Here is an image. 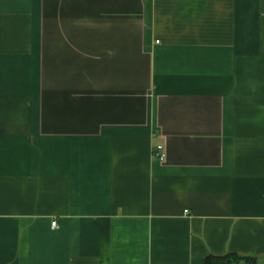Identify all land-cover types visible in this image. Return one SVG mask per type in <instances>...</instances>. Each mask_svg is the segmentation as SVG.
Here are the masks:
<instances>
[{
	"label": "crops",
	"instance_id": "1",
	"mask_svg": "<svg viewBox=\"0 0 264 264\" xmlns=\"http://www.w3.org/2000/svg\"><path fill=\"white\" fill-rule=\"evenodd\" d=\"M228 254L264 264V0H0V264Z\"/></svg>",
	"mask_w": 264,
	"mask_h": 264
},
{
	"label": "trees",
	"instance_id": "2",
	"mask_svg": "<svg viewBox=\"0 0 264 264\" xmlns=\"http://www.w3.org/2000/svg\"><path fill=\"white\" fill-rule=\"evenodd\" d=\"M241 262L244 264H256L255 260L253 259L240 258L233 254H228L222 257L208 256L205 259V264H238Z\"/></svg>",
	"mask_w": 264,
	"mask_h": 264
},
{
	"label": "built area",
	"instance_id": "3",
	"mask_svg": "<svg viewBox=\"0 0 264 264\" xmlns=\"http://www.w3.org/2000/svg\"><path fill=\"white\" fill-rule=\"evenodd\" d=\"M153 158H156L159 161H163L166 158V154L164 152L163 146L159 145L156 147L155 151L152 153ZM51 228L56 229L57 225L55 222L51 223Z\"/></svg>",
	"mask_w": 264,
	"mask_h": 264
}]
</instances>
